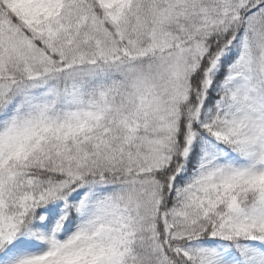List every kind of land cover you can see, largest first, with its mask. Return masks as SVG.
<instances>
[{
    "label": "snow or ice",
    "instance_id": "snow-or-ice-1",
    "mask_svg": "<svg viewBox=\"0 0 264 264\" xmlns=\"http://www.w3.org/2000/svg\"><path fill=\"white\" fill-rule=\"evenodd\" d=\"M0 264H264V0H0Z\"/></svg>",
    "mask_w": 264,
    "mask_h": 264
}]
</instances>
